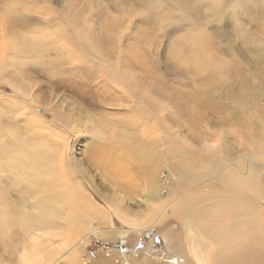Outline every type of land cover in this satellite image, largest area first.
I'll list each match as a JSON object with an SVG mask.
<instances>
[{
  "label": "bare ground",
  "instance_id": "6f19581e",
  "mask_svg": "<svg viewBox=\"0 0 264 264\" xmlns=\"http://www.w3.org/2000/svg\"><path fill=\"white\" fill-rule=\"evenodd\" d=\"M38 1L46 0H0V83L5 82L13 93H20L24 100L36 104L48 105L44 98L31 92L33 85L30 84L29 76L35 75L34 79L46 78L56 89L75 93L92 109L95 106L106 108L104 100L107 99L121 100L120 93L129 102H135L136 105L132 104L131 109L132 116L135 115L136 118L132 117L127 121H112L108 119L110 113L106 111L96 114L87 112L84 121L74 117L71 120L73 124L70 122V111L62 115L65 117L63 120L54 110L51 111V116L55 124L59 122L70 130L75 129L74 123L77 121L79 124H89L94 137L89 145L92 151L86 152L87 162L104 169L115 177L116 182L142 180L146 184L142 194L144 208L133 211L114 191L111 196L97 193L100 198L95 196L97 202L93 201L89 192L90 183L81 175L79 178L75 176L84 171L82 165L67 156L69 140L74 138L77 130L73 129L70 134L63 132L60 137L58 128L53 130L45 118L29 112L24 104L20 108L17 100L7 99L12 102V114L20 109L21 114L28 116L23 126L0 122V131L6 130L9 137L7 141H0V171L3 169L2 165H10L13 180L26 181L35 197L30 199L20 196L23 199H13L8 192L0 189V240L5 242L0 254H11L21 244V251L14 253L18 264H48L59 250V247L52 246V241L60 238L68 244L67 242L84 233L80 239L82 242L70 246L65 256L66 264H81L80 248L86 243L87 239H83L85 235L88 237L92 233L87 229L94 220L97 221V229L106 226V232H100L104 234L100 235L101 239L111 235L112 231H107L111 230L108 226L113 222L116 223V228L124 229L125 237L145 229L166 230L172 246L171 250L163 253L168 264H192L188 257L197 264H216V258L222 260L233 252L242 256L249 252V248H258L259 251L260 238L253 231V223H258L257 228L264 233V214L259 216V220L255 218L252 201L247 195L260 197V188L257 177L251 170L247 175L243 174L245 167L241 153L232 155L225 146V141L217 144L219 138L216 137H197V145V139L190 141L183 138L186 136L177 137L164 128L161 115L163 105L159 98L162 81L154 70L155 66L152 68L155 64H149L148 53L137 45L131 48L128 43L116 48L117 53L114 47L111 52L108 50L105 53L101 47L102 44H119H115L117 38L112 34L113 29L119 25L117 20L106 22L96 38L90 33L86 22H79L81 24L78 25L77 21H73L69 26V35L59 31L44 43L38 34L42 28L25 25L27 16H19L23 6L34 5ZM209 1L213 5L220 4L219 0ZM251 1L255 2L245 0L241 4L245 6ZM30 8L27 7L26 11L30 12ZM47 11L45 8L43 13L48 15ZM103 37L105 38L102 39ZM206 39L207 36L201 30L195 33L188 29L176 39L180 44L174 45L170 56L173 64L190 74H204L211 81L227 69L225 66L228 63L225 64L226 61L210 53L208 46H214L210 43L208 45ZM256 69L258 75L260 73L263 76L264 69L262 66L259 68V58ZM19 74L23 75L22 78ZM94 86L97 87L96 94ZM208 100L209 90L205 89L199 99L193 96L192 102H189L190 107L181 109L186 103L182 99L177 103L183 111L179 110L181 113L178 114L187 121L189 128H195L193 126L202 117L205 119ZM126 113L128 111L122 112ZM46 126L52 130L49 128L44 131ZM39 130L45 134L40 135ZM162 130L167 133L162 134ZM160 135L163 141H167L166 148L171 154L167 165L168 179L178 181L169 201H162L159 196L158 178L164 161L156 152V140ZM48 136L55 139L60 137L63 143L57 141L58 138L54 143L55 139L50 140ZM262 145L263 142L259 139V149ZM230 160L234 161V168L224 171ZM216 174L219 175L218 178L205 184ZM191 187L193 191L188 190ZM213 193L216 199L210 196ZM210 200H215V208L204 204ZM154 206L159 213L157 218H161L156 225L151 222L152 217L147 215L155 209ZM165 208L172 215L171 220L161 214ZM215 213L217 217L213 221L211 216ZM165 220L169 222L165 224ZM119 223L125 227H120ZM35 229H43L44 234L35 235ZM19 233L21 237H29L28 243L23 239L20 242ZM121 242L115 252L119 259L125 256L126 251V240L122 239ZM116 256H109L93 264H115ZM140 260L145 264L150 262L145 258Z\"/></svg>",
  "mask_w": 264,
  "mask_h": 264
},
{
  "label": "rangeland",
  "instance_id": "374dc122",
  "mask_svg": "<svg viewBox=\"0 0 264 264\" xmlns=\"http://www.w3.org/2000/svg\"><path fill=\"white\" fill-rule=\"evenodd\" d=\"M243 1L245 0H219V5H213L209 0H46L35 2L34 5L27 4L29 6H23L19 16L20 18L27 16L25 19L27 24L25 25L42 28H38L41 30L38 34L44 43H47L49 37L56 35L59 31H64L69 35V26L73 21H77V23L86 22L90 28V33L96 38L101 34L106 22L113 19L117 20L119 25L113 29L112 34L115 39L117 38L115 44H119L114 46L102 44L101 47L104 53L108 50L111 52L113 47L117 53L116 48L122 47L126 43L131 48L136 45L140 46L142 50L148 53L149 64H155L152 65V68L155 66L154 70L162 81L159 98L163 105L161 115L163 116L164 128L177 137H180V135L182 137L186 136L183 138L190 139V141L197 139L198 143L197 140L195 141L197 145L199 144L197 137H209L208 139L216 137L219 138L217 144L225 141V146L228 147L227 149L232 155L241 153L245 167V173L243 174L247 175L251 170L257 177V184L260 188V197L259 195L256 197H253L252 194L247 195L252 201L255 218L259 220V216L264 214V74L263 76L260 73L258 75L256 68L258 67L259 58V68L262 66L264 69V0H254L255 2L251 1L250 4L245 6L241 4ZM27 7H31L30 12L26 11ZM45 8L48 10V15L43 13ZM35 10H38V12H35ZM55 24L57 26L54 27ZM188 29L194 30L195 33L201 30L207 36L206 42H208V45L212 44L214 46H212L213 48L208 46L210 53L218 59L226 61L225 64L228 63L225 66L227 69L217 74L211 81L204 74H190L180 66L173 64L174 61H172L173 58L170 56L172 55L170 52L172 53V49L174 51L175 44H180L177 43L176 39ZM106 40L108 43V39ZM115 57H117V54ZM22 76L19 74L20 78ZM35 76H29L30 84L33 85L31 92L37 94L40 98H44L48 105L24 100L22 94L13 93L12 89L5 82H2L0 83L1 123L15 125L17 123L23 126L28 115L21 114L22 110L20 109L12 114L14 112L10 109L12 103L10 101L16 102V100L20 108H22L21 104H24L29 112H34L45 118L54 128L53 130H56L57 127L60 137L63 132L70 134L74 128L70 130L66 125H60L59 122L55 124L51 116L53 110L61 120L65 118L62 115L70 111L73 116H71L70 122L76 117L84 121V115L87 112L96 114L100 111L110 113L108 119L112 121H127L132 117L136 118L135 115L132 116L133 111L131 109V106L136 105V103L129 102L122 93H120L122 95L121 100L107 99L104 100V103H107L106 108L95 106L92 109V107L84 104V101L75 93L71 94L69 90L56 89L46 78L38 77L34 79ZM94 88H96V94L97 87L94 86ZM92 89L93 87H91ZM205 89L209 90L205 119L202 117L198 123L199 125L196 124L197 126L195 125L193 126L195 128L191 129L189 125H186L187 121H184L182 115L178 112L181 113L183 112L181 109L190 107L189 102H192L193 96L195 95L196 99H199L201 92ZM7 99L10 101H7ZM181 99L189 104L184 103L185 105L182 108L179 105L177 106ZM171 108L175 110L173 111ZM126 109L128 113L122 114V112H127ZM15 116L17 117L15 118ZM71 123L73 124V122ZM74 124V130L77 131L74 138L69 140L67 156L82 165L81 168L84 171L75 176L79 178V175H81L90 183L91 190L89 192L92 199H94L93 201L97 202L96 197L99 196L97 193L111 196L114 191V194L121 197L124 203H127L126 206L133 211L144 208L142 194L146 184L140 179L122 181V183L117 180L116 182L115 177L105 172L104 169H99L93 163L87 162L86 152L92 151L89 145L93 141L92 137H94L91 126L89 124H79L78 121ZM49 126H46L44 131H48L49 128L52 130ZM39 131H41L38 132L40 135L41 133L45 134L44 131ZM183 132H185L184 135ZM164 133L167 132L163 131L162 134ZM194 136L196 137L194 138ZM60 137L56 139L63 143ZM8 139L6 130L0 131V141H7ZM48 139L54 140L55 138L48 136ZM259 139L263 142L261 149H259ZM257 140L258 143L256 144ZM195 142L193 144H196ZM156 146L159 157L164 159L158 178L160 180L159 196L162 201H169L178 181L168 179L167 165L170 162L171 154L169 149L166 148L167 141H163L161 135L156 140ZM230 161L224 171L234 168V161ZM2 167L3 169L0 171V189L2 191L8 192V195L13 199H18V197L31 199L35 197L30 192V186L26 181L13 180L10 165L5 164ZM218 177L217 174L213 178L210 177L205 184L208 185ZM188 190L193 191V188L191 187ZM210 196L216 199L215 193L210 194ZM204 204L215 208V200H210ZM154 207L155 209L147 215L152 217L151 222H155L154 225H156V222L161 218H157L159 213L156 206ZM161 214L166 215L169 220L172 218L168 208H165ZM211 217L215 221L217 214L215 213ZM164 222L167 224L169 221L165 220ZM256 224L259 225L254 222L253 231L259 234V251L258 248H249V252L242 256H238L233 252L222 260L216 258V264H264V233L257 228ZM96 225L97 221L94 220L87 229L89 232L91 230L92 233L88 237L85 235L83 238L87 240L84 246L80 248L81 264H93L98 260L109 258V256H116L115 252L118 245L122 243V239L126 240L125 256L120 259L116 256L117 258L114 259L115 264H145L141 262L140 258L150 261L149 264H168L163 253L171 250L172 246L170 235L166 230L145 229L128 234L125 237L124 229L116 228V223L113 222L108 226L111 230L107 231H112L111 235H106L101 239L100 235L104 234L100 232H106L104 229L106 226L97 229ZM118 225L125 227L120 223ZM33 233L43 235L44 230L35 229ZM19 236L20 242L23 239L28 243L29 237H26V235L21 237L20 233ZM83 236L84 233L71 242H67L70 243L69 245L65 243L66 241H61L60 238L52 241V246L59 247V250L48 264H66L65 256L70 246L77 245ZM20 246L11 254L10 252L0 254V264H18L14 253L21 251ZM4 247L5 242L0 240V252ZM174 251L176 252V250ZM188 258L192 264H197L194 259Z\"/></svg>",
  "mask_w": 264,
  "mask_h": 264
}]
</instances>
